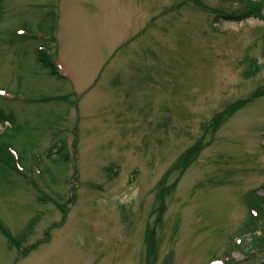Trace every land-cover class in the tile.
Here are the masks:
<instances>
[{"label":"rangeland","instance_id":"rangeland-1","mask_svg":"<svg viewBox=\"0 0 264 264\" xmlns=\"http://www.w3.org/2000/svg\"><path fill=\"white\" fill-rule=\"evenodd\" d=\"M261 2L4 0L0 134L23 126L43 164L0 175V264H264L240 249L264 196V9L238 15Z\"/></svg>","mask_w":264,"mask_h":264},{"label":"trees","instance_id":"trees-1","mask_svg":"<svg viewBox=\"0 0 264 264\" xmlns=\"http://www.w3.org/2000/svg\"><path fill=\"white\" fill-rule=\"evenodd\" d=\"M3 2H4V0H0V11H2ZM263 9H264V3L263 2L258 3V4H254L253 6L245 9L246 10L245 12L238 15V18H239V20L246 19L247 17H249L250 14H253V12H254V15H261V12L263 11ZM226 16L227 17H233L236 15H233V16L232 15L231 16L226 15ZM37 59L39 62H42L46 67L51 68V70L54 73H56L53 63H51L50 58H48L46 56V52L44 50H38L37 51ZM255 62H257V61H255ZM253 67L258 69V67L255 65ZM68 98H69V96H68ZM63 100H67V97L63 96L61 99L60 98L55 99V102H63ZM36 101H40V100H36ZM238 106H241V105L238 104ZM235 110H236V105L230 106L226 111H224V113L220 114L215 119V123L212 125L211 130L213 132H216V130L218 128H220V126L222 125L221 123L224 122V120L227 118V116L231 115ZM7 121H10V120L7 119ZM14 129H15L14 132H12L11 134H7L6 132H3L0 134V175L8 183H12L10 175H9L10 170H11L10 166L15 165L14 163H16L15 158L13 157L12 153L10 152V149H12V148L16 149V147H15L16 146V143H15L16 139L18 138L20 131L23 130L24 127L23 126H16ZM197 147H198V145L196 146V149H193V150H197ZM69 151L70 150L68 148V144H67L66 140L63 139L59 144H55V146H53L51 148V150H49L48 157L54 164H60V165L62 164L65 166V163H67L70 160V152ZM28 156H29V151H28L27 147H25V148H23V151L20 152V163L23 166L27 167V165L25 163L29 159H33L34 162H36V164L39 167L42 166V164H43L42 157H41L39 152H35V150H34L32 156H30V157H28ZM188 160H189V157L186 158V161H188ZM48 170L50 173L52 172V168L49 166L47 167V171ZM166 192H167V189H166ZM249 196H248L249 198H248L247 202L249 203L250 208L256 209L260 213V216L258 219L254 218L252 216L250 218V224L248 225V227H247L248 230H246V231H250L252 233L251 234L252 240L248 243H245L242 246V248H240L241 251L244 252V254H251V253L253 254L255 252L264 250V196L263 197L258 196L255 193H250ZM251 225L253 227H251ZM153 241L154 240L152 238L150 240V243H149V250H152L151 248H153V246L155 245L153 243Z\"/></svg>","mask_w":264,"mask_h":264}]
</instances>
